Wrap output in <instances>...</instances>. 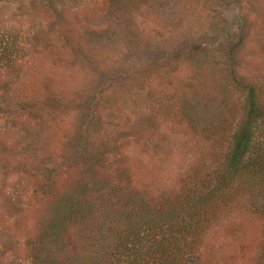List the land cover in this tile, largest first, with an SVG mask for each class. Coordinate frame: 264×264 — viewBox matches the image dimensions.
Listing matches in <instances>:
<instances>
[{
	"label": "rangeland",
	"instance_id": "374dc122",
	"mask_svg": "<svg viewBox=\"0 0 264 264\" xmlns=\"http://www.w3.org/2000/svg\"><path fill=\"white\" fill-rule=\"evenodd\" d=\"M52 1L0 0V264H31L25 243L47 212L43 191L77 172L65 148L74 138L120 148L133 171L131 184L107 171L120 198L137 176L162 192L179 164L183 173L218 152L200 121L218 128L226 148L247 97L232 77L264 105V0ZM90 58L109 68L100 73ZM255 219L239 246L213 250L215 264H256Z\"/></svg>",
	"mask_w": 264,
	"mask_h": 264
},
{
	"label": "trees",
	"instance_id": "16d2710c",
	"mask_svg": "<svg viewBox=\"0 0 264 264\" xmlns=\"http://www.w3.org/2000/svg\"><path fill=\"white\" fill-rule=\"evenodd\" d=\"M108 2L110 8L120 6V0ZM93 34L92 37H99ZM3 55L7 53L1 50L0 60L5 59ZM93 59L89 61L100 73L105 66L109 68L108 64L99 68ZM231 81L247 97L243 117L226 148L221 146L218 128L204 126L206 122L200 121L201 133L211 136L205 140L209 139L212 149L218 152L212 150L207 163L192 159L183 173L179 164V172H172L170 183L162 186V192L149 190V178L137 176L135 186H128L134 193L120 198L121 188L111 187L115 175L107 173L114 168L119 180L133 183V171L126 156L118 151L120 148L115 144L108 146L105 139L95 141L92 137L93 142H87L85 135L68 142L65 148L70 149L75 161L70 169L77 172L43 191L49 203L47 212L37 218L34 233L27 236L25 243L30 263L215 264L213 250L224 254L223 249L227 253L232 244L239 246L241 236L253 230L257 216L263 222V237L257 242L263 253L255 263L261 264L264 202L258 201V195L264 193V105L254 86L244 81L240 85L241 80L233 77ZM190 114L198 119L194 106ZM153 125L152 122L147 128ZM171 142H167L170 148ZM146 145L141 150L145 151ZM172 159L178 164L177 158ZM138 188L143 189V194L133 196ZM106 190L118 200L103 202Z\"/></svg>",
	"mask_w": 264,
	"mask_h": 264
}]
</instances>
